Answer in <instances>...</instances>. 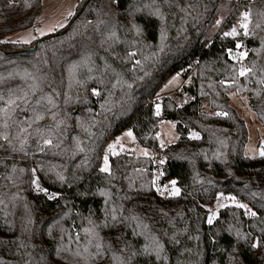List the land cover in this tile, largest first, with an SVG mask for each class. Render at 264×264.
<instances>
[{"label": "trees", "instance_id": "1", "mask_svg": "<svg viewBox=\"0 0 264 264\" xmlns=\"http://www.w3.org/2000/svg\"><path fill=\"white\" fill-rule=\"evenodd\" d=\"M231 7L232 0H80L64 27L24 50L37 41L5 38L33 25L41 0H0V108L10 92L28 93L27 104L0 113V264H118L113 256L126 264H264V157L244 155L246 126L227 96L231 88L248 92L264 131V0H251L249 37L210 30ZM237 41L253 70L246 78L227 52ZM176 72L191 73L181 103L161 93ZM36 112L43 119L35 121ZM159 119L175 123L177 139L158 156L178 195L157 191L153 156L118 153L110 171H100L104 144L125 129L156 149ZM35 177L47 193L36 191ZM219 192L256 216L225 207L209 224L205 206Z\"/></svg>", "mask_w": 264, "mask_h": 264}, {"label": "rangeland", "instance_id": "2", "mask_svg": "<svg viewBox=\"0 0 264 264\" xmlns=\"http://www.w3.org/2000/svg\"><path fill=\"white\" fill-rule=\"evenodd\" d=\"M232 1H233V7L228 8L226 11L222 12L215 19L210 30L216 31V32L222 31L221 33L223 35L225 32L231 31V29L235 26L237 28L239 35H241L242 37H249L250 36V22L248 25V35L244 34V30L240 28L239 22L241 20V13L245 11L250 12L251 0H232ZM79 2L80 0H41V9L36 16L33 25L29 28L12 31L6 36L5 38L6 41H9V42L20 41L16 43H22L25 45H29L32 42L37 41L40 38L48 36L49 34L62 28V27H57L54 31H48V29L52 25L63 23V25L65 26L67 24L70 18L67 16L68 11L71 10L74 14H76ZM74 14L72 16H74ZM217 20L220 21L218 25L216 23ZM38 29H43L45 34L40 35V32L38 31ZM32 36H34L35 39H32L31 38ZM21 38H27L30 42L24 43L22 42ZM237 43H240V42L237 41L236 44ZM237 52H246V49L244 48L243 45H241L239 49H237L235 46V48L232 49L233 56H235ZM233 60L235 63L234 64L235 70L238 73H239V69L242 66L247 67V64L244 59L242 60L233 59ZM195 67H196V63L195 65H193V69L191 72H193ZM189 75L186 78H184L181 72H177V74L174 73V75H172L165 81L162 87L161 93L164 96L171 95L178 101V103L184 102L187 99V96L184 95L183 93H180L181 85L187 81V78L189 77ZM174 77H176L175 80H173ZM244 77L246 78V75ZM169 81H172V83H169ZM227 96H228L229 104L237 111V113L243 119L245 126H246L247 141H246L245 148H244V155L248 157H259L260 156L259 148H260L261 141L264 140V131H263L262 124L259 121L256 113L249 107L248 92L235 89V88H231L227 91ZM159 100L160 101L157 105L160 106L161 99ZM203 107H204V110L206 111L209 110V99L208 98L204 99ZM173 125H175V123L169 120H165L163 124H158V130L154 133V138H156V143H157L156 149L139 144V142L136 139V136L134 135L131 129L123 130L119 134L111 137L104 144L102 152H101V156H100L99 167L101 168V166L103 165L104 155L107 152L108 145L113 144L116 141L117 137L120 138V143L117 144L115 148V151L117 154L118 153H128L134 156H143V157L157 156L158 157V155L160 154V152L162 151L164 147L175 142V140L177 139V132L175 130V126L173 127ZM129 130L132 132V137H134V139L132 137H128L127 135H125V133L128 132ZM161 142H163V147L161 146ZM121 145H123V148H121ZM141 149H146L148 152V155L141 154ZM111 156H114V155L111 152H108V159ZM154 177H155L154 186L156 187L157 191L161 195H164V196L170 195L169 193L173 189V185L171 184V181H174V180L164 178L160 169L156 171V174ZM34 180L39 185V187H37V184H33L36 191H41V189H44L40 185L36 177L34 178ZM174 187L179 189L176 184ZM229 197H234V196L219 192L215 200L212 203L205 206L208 212L207 221H208L209 215L212 212H215L218 215L219 211L222 209L218 207L219 204H224L226 205V207H236L235 203L231 199H229ZM235 200L237 202L246 204L245 202L237 199L236 197H235ZM242 210L245 214L246 210L245 209H242ZM246 216L250 217L251 215H246Z\"/></svg>", "mask_w": 264, "mask_h": 264}, {"label": "snow or ice", "instance_id": "3", "mask_svg": "<svg viewBox=\"0 0 264 264\" xmlns=\"http://www.w3.org/2000/svg\"><path fill=\"white\" fill-rule=\"evenodd\" d=\"M10 3H11V0H10ZM73 14H74V13H73L71 10H69L68 13H67V16H68V17H71ZM249 18H250V12L245 11V12L241 13V20H240V22H239V26H240V28H242V29L244 30V34H245V35H248V25H249V22H250ZM216 23H217V25H218V24L220 23V21L217 20ZM63 26H64L63 23L54 24V25H52V26L48 29V31H54L57 27H63ZM38 31L40 32V35H44V34H45L43 29H38ZM29 35H31V34H29ZM111 35L114 36L115 33L113 32V33H111ZM223 35H224L225 37H228V36L236 37V36L239 35V33H238V31H237V28L234 26V27L231 29V31L225 32ZM31 38H32V39H35L34 36H32ZM21 40H22V42H24V43H28V42H30L27 38H21ZM16 42H20V41H13V43H16ZM240 47H241V44H240V43H237V44H236V48L239 49ZM227 52H228L229 56H230L231 58H233V59H240V60H242V59H244V58L247 56V52H237V53L235 54V56H233V54H232V49H227ZM131 55H134V53H129V56H131ZM137 63H139V61H137ZM252 71H253L252 69L247 68V67H243V66H242V67L239 69V76H245L246 74L252 73ZM262 71H264V70H262ZM175 79H176V77L173 78V80H175ZM258 82L261 83V84H264V79H261V80L258 81ZM169 83H172V81H169ZM220 83L223 84V83H225V81H221ZM92 94H93V95H99V93H98V91H97L96 89H93V90H92ZM27 95H28V93L25 92V93H23V95L16 96L15 98H13V94L10 92V93H9V98L5 101V107L0 108V113H3V115L7 118V117L10 115V112L14 110V109H13V106H16V101H17V100H20V101H22V102L25 103V104L28 103V100L26 99ZM0 100H4V97H3V96H0ZM47 102H48V104H53V101H52L51 98H48ZM39 103H40V101L38 100V101H37V104H39ZM53 106H54V105H53ZM34 111H35V110H34ZM156 114H157V115L160 114V106H159V105L156 106ZM52 115H53V117H55V113H53ZM216 115H217V116H221V115H223V116H227V113L217 112ZM41 119H43V115H42L41 113H39V112H36V114H35V121H39V120H41ZM174 126H175V125H173V127H174ZM4 127H5V128L8 127V125H7L6 122H5V124H4ZM29 127H31V125H29ZM25 131H26L25 128H20V132H25ZM125 135H127L128 137H132V132L129 130L128 132L125 133ZM190 137L193 138V139H199V138H200V137H199V134H198V133H194V132H193V133H190ZM6 138H7V137L5 136V139H6ZM132 138L134 139V137H132ZM22 143H23V141H22ZM44 143H45V144H51V140L45 139V140H44ZM119 143H120V138L117 137L116 141H115L113 144H109V145H108L107 152H106L105 155H104L103 165H102L101 168H100V171H101V172H109V171H110V169H109L108 152H111L113 155H116L117 153H116V151H115V148H116V145L119 144ZM161 146L163 147V142H161ZM121 148H123V145H121ZM141 154H143V155H148V152H147L146 149H141ZM259 155H260L261 157H264V140L261 141L260 148H259ZM61 179H62V177H61ZM175 183H176L175 181H171V184L173 185V189H172V191L169 193L170 195H178V194H179V189H177V188L174 187V186H175ZM33 184H37V182H36L35 180H33ZM37 187H39L38 184H37ZM158 190H159V189H158ZM41 191H44L45 193H47V190H46V189H41ZM54 195H55V194H52V196H49V199L53 198ZM220 195H222V194H220ZM229 199H231V200L235 203V205H236L237 208L245 209V210H246L245 215L256 216V212L252 211V210L248 207L247 204L237 202V201L235 200V197H229ZM218 207L223 208V207H226V205H224V204H219ZM216 215H217V213L212 212V213L209 215V217H208V221H207V222H208L209 224H212V223H213V220H214L215 217H216ZM113 219H115V217H113ZM84 231H85V232H89L90 230H89V229H85ZM237 235H238V236L240 235L239 232L237 233ZM77 239H79V237H77ZM259 242H260L259 239H257L256 241H254V242L251 244V247H252V248H256V247H258ZM101 248H102V245H101V244H99V243L96 244V249H97L96 255H100V254H101V252H100V249H101ZM161 250H162V246L159 245V244H157V245H156V249H155L157 259L160 258V251H161ZM84 251H85V253H87V252H88V248L85 247ZM144 251H145L146 253L148 252V247H147V246H145ZM76 254H77V255H80L79 252H77ZM89 255H92V254L89 253ZM134 255H135V253H134ZM113 260H114V261H117L118 264H126V261H125V260L120 259V258H118V257H116V256H113Z\"/></svg>", "mask_w": 264, "mask_h": 264}, {"label": "built area", "instance_id": "4", "mask_svg": "<svg viewBox=\"0 0 264 264\" xmlns=\"http://www.w3.org/2000/svg\"><path fill=\"white\" fill-rule=\"evenodd\" d=\"M195 63H196V61H193L192 62V67H191L190 72L192 71L193 65H195ZM190 72H189V74H190ZM175 74H177V72ZM93 89H94V87H91V90H93ZM180 93H181V91H180ZM154 103H155V105H157L159 103V97H157V98L154 99ZM164 122L165 121L162 120V119H159L158 120V124H163ZM153 158H154V163L160 166V168H157L156 170H159L160 169V171L162 172V167L164 165V159H163V157L162 156H158V157L157 156H153ZM137 169H138V167H137Z\"/></svg>", "mask_w": 264, "mask_h": 264}, {"label": "water", "instance_id": "5", "mask_svg": "<svg viewBox=\"0 0 264 264\" xmlns=\"http://www.w3.org/2000/svg\"><path fill=\"white\" fill-rule=\"evenodd\" d=\"M39 42H40V40L37 41L34 46L28 47V48H26L24 50H34L37 47V45L39 44ZM152 148H155V143L153 144ZM164 170H165V176L168 177L169 176L168 170L166 168Z\"/></svg>", "mask_w": 264, "mask_h": 264}]
</instances>
